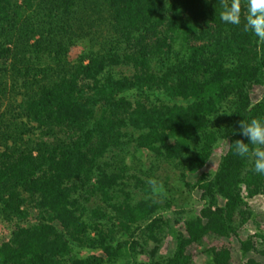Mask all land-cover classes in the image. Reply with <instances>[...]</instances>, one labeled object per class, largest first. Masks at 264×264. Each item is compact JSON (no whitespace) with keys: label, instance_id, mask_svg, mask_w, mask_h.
I'll use <instances>...</instances> for the list:
<instances>
[{"label":"trees","instance_id":"obj_1","mask_svg":"<svg viewBox=\"0 0 264 264\" xmlns=\"http://www.w3.org/2000/svg\"><path fill=\"white\" fill-rule=\"evenodd\" d=\"M221 11L220 0H0V219L12 222L0 264H194L190 246L231 236L241 264H264V225L238 238L264 175L234 152L248 142L239 123L264 120V94L249 97L264 42L243 31L247 0L239 26ZM79 40L87 49L69 61ZM220 141L194 184L203 205L169 254L148 249L162 231L153 169L183 179ZM203 253L199 264H232L226 243Z\"/></svg>","mask_w":264,"mask_h":264},{"label":"rangeland","instance_id":"obj_2","mask_svg":"<svg viewBox=\"0 0 264 264\" xmlns=\"http://www.w3.org/2000/svg\"><path fill=\"white\" fill-rule=\"evenodd\" d=\"M170 1V0H165ZM87 49V44L84 40H79L74 43L68 51V60L73 61L83 54ZM264 94V81L261 84H256L252 87L249 97L251 101L258 100ZM226 142L220 141L214 146L212 153L203 167L193 174H186L183 179L179 177L178 171L167 165H156L153 169L152 179H155L159 184L163 185V191L155 192L149 195L156 203L158 209L152 216L161 221L162 231L156 234L158 243L148 241L147 248L150 249L158 246L157 254L167 255L172 249L173 236L177 230H180L183 220L196 212L204 201L200 199L199 190L194 187L197 177L200 174L212 173L219 160V156L225 151ZM137 161L142 165L143 170H147L148 163L151 161V156L147 153L137 152L134 154ZM147 172V171H146ZM143 178V177H142ZM244 194V192H242ZM143 197L140 193L136 198ZM249 216L241 225L238 233L239 239H244L246 236L254 234L257 229L263 228L264 225V198L260 195H255L250 198H244ZM218 205L222 204V200L217 198ZM12 228V222L0 219V240H5ZM121 239L123 237H120ZM214 243H226L229 246L232 264H241L244 258L241 256L237 240L231 236L229 239L220 238L214 239L206 237L197 245L189 247L188 253L194 264H199L206 261L207 257L203 253L205 246ZM142 255H137L134 260H140ZM108 264V263H106ZM111 264V263H110ZM112 264H134L132 259L123 257Z\"/></svg>","mask_w":264,"mask_h":264},{"label":"clouds","instance_id":"obj_3","mask_svg":"<svg viewBox=\"0 0 264 264\" xmlns=\"http://www.w3.org/2000/svg\"><path fill=\"white\" fill-rule=\"evenodd\" d=\"M222 11L220 19L225 24L239 26L241 23V0H220ZM244 32H250L260 42H264V0H247V16ZM240 135L247 139L237 140L234 152L241 158H249L253 162V171L264 175V120L253 118L249 122L239 123ZM153 191H163V185L155 179L148 181Z\"/></svg>","mask_w":264,"mask_h":264}]
</instances>
